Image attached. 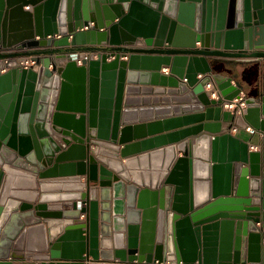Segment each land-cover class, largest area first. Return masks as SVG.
I'll use <instances>...</instances> for the list:
<instances>
[{
    "label": "water",
    "instance_id": "95a60500",
    "mask_svg": "<svg viewBox=\"0 0 264 264\" xmlns=\"http://www.w3.org/2000/svg\"><path fill=\"white\" fill-rule=\"evenodd\" d=\"M83 46L110 53L56 50ZM253 63L264 0H0V264H264V137L250 151L222 121L243 96L264 136V86L221 71ZM145 76L200 120L168 137L217 134L170 147L153 180L137 154L166 136L129 121Z\"/></svg>",
    "mask_w": 264,
    "mask_h": 264
},
{
    "label": "crops",
    "instance_id": "0c3cea01",
    "mask_svg": "<svg viewBox=\"0 0 264 264\" xmlns=\"http://www.w3.org/2000/svg\"><path fill=\"white\" fill-rule=\"evenodd\" d=\"M24 9L27 10L31 8L26 6ZM141 69H147L141 71L146 72V74L148 73V68L141 67ZM6 71H8L7 68L3 69L1 73H5ZM221 71L227 75H232L235 78L237 77L238 79H241V81L245 83V91L248 93L254 91L257 88L258 84L264 86V69L259 71L257 63L244 64L233 67L221 65ZM161 74H169V68L163 66V68L161 69ZM198 77L202 76L199 75ZM138 82L139 83L135 86L139 88L143 87L146 89V91H138L134 93V98L137 100L133 103V108L136 109L137 112L132 115V118L129 121L133 126L143 125L144 128L134 132L132 134V137L134 139H154L159 135L166 136L164 140L160 142H157L155 140L152 141L147 146V151L145 150V152H140L137 154L140 157L143 155H146L147 157L146 159L140 158V160L137 161V165L134 167V169L143 171L144 173L148 174L146 175V177L153 180L159 175V173L163 172V166L166 164L167 160L170 157V153L168 151L170 147H172L173 145L177 146L179 143L188 140L192 141V144H195L196 139L203 135L210 136V141H212L217 134H214L206 129H201L200 131L198 130L196 132L188 131L184 134L178 135V137L175 138L168 137V134L170 133L189 129L190 127L198 125L197 123H199L200 121L199 118H189L191 115H194L193 110L189 108L191 104L183 100H178V98L174 99V95L172 94L158 91V88L156 87L159 86L155 84V80H153L152 77L150 78L149 76H145ZM207 89L208 88H206V90ZM212 98L213 97L211 96V99ZM222 121L234 122L233 128L231 130L232 135H236L242 140L249 141L250 151L260 149V146L262 145V139L264 137L263 134L256 131L254 133L249 131L248 127H250V125L246 122L243 116L235 115L233 111L224 107ZM211 147L209 144V150L211 149ZM226 147L227 145L225 146V148ZM199 149V153H204L206 147L204 144H201ZM104 152L107 153L106 150H104ZM111 153L114 154L113 151L107 154L111 155ZM177 154L178 157L182 155L178 151ZM122 161L124 162L125 160L122 159ZM85 179L86 176H82L81 181L84 182ZM94 184L95 183L93 182L92 185ZM21 188L25 187L22 186ZM83 218H85V215L81 216V219ZM102 263L106 262L103 261Z\"/></svg>",
    "mask_w": 264,
    "mask_h": 264
},
{
    "label": "built area",
    "instance_id": "2783aa9c",
    "mask_svg": "<svg viewBox=\"0 0 264 264\" xmlns=\"http://www.w3.org/2000/svg\"><path fill=\"white\" fill-rule=\"evenodd\" d=\"M60 36H57L59 38ZM72 36H70L71 38ZM57 54H65L68 58L75 59L78 64L82 63V60L84 58H89L91 55H94L95 57L104 53H110V50L106 47H99V46H83V47H66V48H56ZM81 55H84L83 57ZM45 54L39 52L36 54H31L29 56H24L21 58L20 66L21 68L29 69L31 67H34L36 63V59L44 58ZM217 90L214 91V94L212 95L213 98H217ZM224 107L233 111L235 115L243 116L246 105L243 96L236 98L235 100L231 102H226L224 104ZM248 130L252 133L255 132L254 129L251 127H248ZM104 264V263H102Z\"/></svg>",
    "mask_w": 264,
    "mask_h": 264
},
{
    "label": "trees",
    "instance_id": "16d2710c",
    "mask_svg": "<svg viewBox=\"0 0 264 264\" xmlns=\"http://www.w3.org/2000/svg\"><path fill=\"white\" fill-rule=\"evenodd\" d=\"M236 76H238V75H236ZM236 79L241 81V79H238L237 77H236Z\"/></svg>",
    "mask_w": 264,
    "mask_h": 264
}]
</instances>
